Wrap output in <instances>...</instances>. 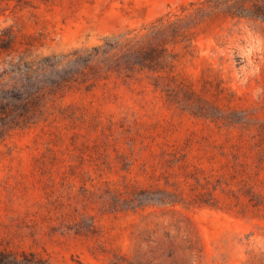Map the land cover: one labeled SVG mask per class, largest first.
<instances>
[{"label":"rangeland","instance_id":"1","mask_svg":"<svg viewBox=\"0 0 264 264\" xmlns=\"http://www.w3.org/2000/svg\"><path fill=\"white\" fill-rule=\"evenodd\" d=\"M199 1L0 0V38L65 53ZM194 44L196 97L112 81L0 140V264H264V23Z\"/></svg>","mask_w":264,"mask_h":264},{"label":"trees","instance_id":"2","mask_svg":"<svg viewBox=\"0 0 264 264\" xmlns=\"http://www.w3.org/2000/svg\"><path fill=\"white\" fill-rule=\"evenodd\" d=\"M264 23V0H201L168 13L141 29L127 30L96 45L65 53L40 55L32 43L5 33L0 38V140L65 117L57 101L71 90L89 93L112 81L145 82L168 99L196 97L192 84L177 72L185 58L194 59V44L210 24L224 19ZM199 102L202 100L199 99ZM150 202L165 199L150 193ZM13 263L17 259L12 254ZM5 262V261H4Z\"/></svg>","mask_w":264,"mask_h":264}]
</instances>
